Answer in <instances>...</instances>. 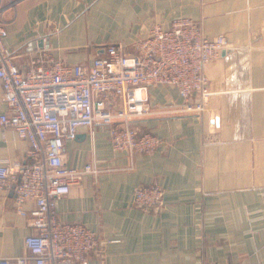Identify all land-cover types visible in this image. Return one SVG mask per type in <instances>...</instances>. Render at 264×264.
<instances>
[{"label": "crops", "instance_id": "obj_1", "mask_svg": "<svg viewBox=\"0 0 264 264\" xmlns=\"http://www.w3.org/2000/svg\"><path fill=\"white\" fill-rule=\"evenodd\" d=\"M177 17L230 43L205 66L204 113L179 112L178 90L156 85L149 113L131 120L162 139L154 153L116 149L104 125L65 140L68 167H96L57 202L62 221L97 233L89 264H264V0H0L4 45L21 68L43 49L90 65L110 43L129 49ZM2 95L0 81V113ZM28 148L13 129H0V161L24 160ZM151 183L163 188V204L141 211L134 191ZM14 197L13 188L0 189V257L27 254L33 231Z\"/></svg>", "mask_w": 264, "mask_h": 264}, {"label": "built area", "instance_id": "obj_2", "mask_svg": "<svg viewBox=\"0 0 264 264\" xmlns=\"http://www.w3.org/2000/svg\"><path fill=\"white\" fill-rule=\"evenodd\" d=\"M6 35L0 26V81L7 105L0 129H13L29 148L24 160L0 161V189H14L15 207L33 231L24 240L27 254L0 257V264H89L99 245L97 233L83 223L62 221L57 202L96 167L91 162L82 169L68 167L65 140L75 139L79 127L104 125L116 149L154 153L162 139L131 124L133 117L149 113V88L173 86L183 100L179 112L204 113L209 96L205 66L229 40L207 35L190 17H177L168 28L153 25L129 49L110 43L90 65L66 63L43 49L21 68L7 54ZM163 197L160 184L141 185L134 191V205L149 211L162 205ZM28 201L34 203L30 210Z\"/></svg>", "mask_w": 264, "mask_h": 264}]
</instances>
